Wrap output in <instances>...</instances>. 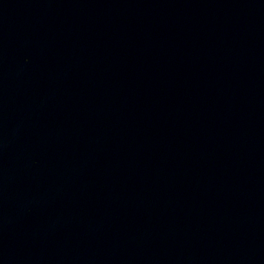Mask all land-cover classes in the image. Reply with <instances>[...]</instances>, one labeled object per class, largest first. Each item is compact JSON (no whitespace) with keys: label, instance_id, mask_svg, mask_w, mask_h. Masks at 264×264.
Returning a JSON list of instances; mask_svg holds the SVG:
<instances>
[{"label":"water","instance_id":"water-1","mask_svg":"<svg viewBox=\"0 0 264 264\" xmlns=\"http://www.w3.org/2000/svg\"><path fill=\"white\" fill-rule=\"evenodd\" d=\"M0 264H264V0H0Z\"/></svg>","mask_w":264,"mask_h":264}]
</instances>
